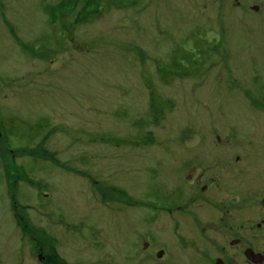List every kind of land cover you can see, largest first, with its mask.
<instances>
[{"label":"rangeland","instance_id":"obj_1","mask_svg":"<svg viewBox=\"0 0 264 264\" xmlns=\"http://www.w3.org/2000/svg\"><path fill=\"white\" fill-rule=\"evenodd\" d=\"M213 152L264 154V0H0V264H169Z\"/></svg>","mask_w":264,"mask_h":264},{"label":"flooded vegetation","instance_id":"obj_2","mask_svg":"<svg viewBox=\"0 0 264 264\" xmlns=\"http://www.w3.org/2000/svg\"><path fill=\"white\" fill-rule=\"evenodd\" d=\"M241 155L213 152L201 158L171 153L169 264H264V167L258 168L264 154ZM202 161L210 163L201 166ZM148 234L139 235L134 264H143V254L151 249ZM155 255L161 257L163 249Z\"/></svg>","mask_w":264,"mask_h":264}]
</instances>
